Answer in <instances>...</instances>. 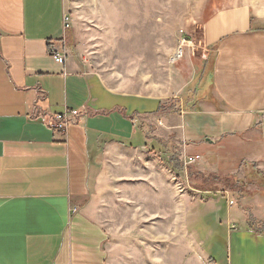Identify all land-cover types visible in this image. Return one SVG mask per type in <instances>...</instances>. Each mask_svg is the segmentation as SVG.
<instances>
[{"label": "crops", "instance_id": "0c3cea01", "mask_svg": "<svg viewBox=\"0 0 264 264\" xmlns=\"http://www.w3.org/2000/svg\"><path fill=\"white\" fill-rule=\"evenodd\" d=\"M256 10L264 3L225 6L202 23L209 69L183 106L181 97L110 87L72 52L55 62L51 49L66 39L64 0H0V264H110L98 198L109 197L119 158L133 161L127 172L143 198L162 197L170 133L176 158L199 156L207 173L264 176V20ZM64 110L81 113L66 131L51 129ZM245 221L242 231L229 215L220 221L226 264H264V213Z\"/></svg>", "mask_w": 264, "mask_h": 264}, {"label": "rangeland", "instance_id": "374dc122", "mask_svg": "<svg viewBox=\"0 0 264 264\" xmlns=\"http://www.w3.org/2000/svg\"><path fill=\"white\" fill-rule=\"evenodd\" d=\"M245 2L264 0H64L70 24H63L66 39L51 50L72 52L110 87L168 102L181 97L186 106L199 73L209 69L210 57L205 59L200 47L202 23L217 9ZM256 11L264 20V10ZM178 51L180 58L171 62ZM169 136L162 197L155 190L143 198L140 184L130 182L134 174L127 172L135 171L133 161L119 158L109 197L98 198L110 264H226L227 236L220 221L229 215L242 231L243 216L252 223L253 212L264 213V176L248 170L217 173L235 177L242 188L232 183L233 190L222 179L188 180L190 172L209 173L199 160L186 164V158H176L180 147Z\"/></svg>", "mask_w": 264, "mask_h": 264}, {"label": "built area", "instance_id": "2783aa9c", "mask_svg": "<svg viewBox=\"0 0 264 264\" xmlns=\"http://www.w3.org/2000/svg\"><path fill=\"white\" fill-rule=\"evenodd\" d=\"M63 24L64 27H69L70 17L67 14L63 16ZM56 50V49H55ZM181 54L178 58L172 57L170 59L171 62H174L180 58ZM52 57L55 62L63 63L64 56L62 52L52 50ZM80 110H64L61 113H58L54 116L53 120L48 124V126L53 130L58 131H66L69 125L75 123L76 118L80 114ZM199 160V156L188 157L186 158V164L195 163ZM232 201H230V204ZM75 211V210H74Z\"/></svg>", "mask_w": 264, "mask_h": 264}, {"label": "trees", "instance_id": "16d2710c", "mask_svg": "<svg viewBox=\"0 0 264 264\" xmlns=\"http://www.w3.org/2000/svg\"><path fill=\"white\" fill-rule=\"evenodd\" d=\"M189 178H191L192 180H195L198 183L199 182H206L207 183L208 181L217 182L219 179H222V182L226 185V187L230 188L231 190L235 189V188L230 187L232 183H233V185L236 188H238V186L241 187L240 184L237 185V181L234 180L235 177L234 176H229V175L222 177L219 174L209 173L207 176H205L204 174H201L200 172H190L188 174V179ZM200 180H202V181H200ZM206 183L204 185H201V186H205L206 187ZM195 186H197V185H195ZM203 189H205V188H203ZM206 189H207V187H206Z\"/></svg>", "mask_w": 264, "mask_h": 264}, {"label": "bare ground", "instance_id": "6f19581e", "mask_svg": "<svg viewBox=\"0 0 264 264\" xmlns=\"http://www.w3.org/2000/svg\"><path fill=\"white\" fill-rule=\"evenodd\" d=\"M180 54H181V51H178V52L174 55V57H175V58H178Z\"/></svg>", "mask_w": 264, "mask_h": 264}]
</instances>
